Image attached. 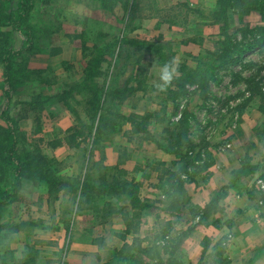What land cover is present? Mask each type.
Masks as SVG:
<instances>
[{
  "label": "rangeland",
  "instance_id": "rangeland-1",
  "mask_svg": "<svg viewBox=\"0 0 264 264\" xmlns=\"http://www.w3.org/2000/svg\"><path fill=\"white\" fill-rule=\"evenodd\" d=\"M3 1L9 2L12 9L17 2L0 0V3ZM114 2L35 0L28 17L33 29L34 46L32 52L23 56L26 60L23 61L24 68L27 71L32 62L31 66L35 69L30 70L34 73H29V79H20L19 85L13 87L8 97L3 93L6 89L2 84L3 78L0 79V158L6 156L4 131L10 125L5 119H9L14 123L21 163H35L40 159L52 161L54 164L43 168L42 174L50 173L55 179L70 182L88 174L89 182L142 184L139 197L147 208L135 221L131 233L123 236L126 226L119 213L125 209L126 212L130 206L121 202V196L114 192L100 190L91 203L78 193H49L46 185L24 181L18 200L0 209V224L28 225L2 230L0 255L7 264H20L18 261H23L27 254L31 258L36 254L38 261L29 258L25 264H31V261L33 264H104L117 258L123 262L127 253L122 251L114 255V250L121 249L124 244L132 246L135 240L128 244L126 238L137 232L142 222L149 220L147 233L142 228L140 234L145 231L144 237L147 234L151 241L159 237V246L164 243L168 246L156 252L163 258H168L174 245H179V234L188 235L177 247L178 251L197 227L213 225L233 230L212 244L203 241L201 247H206L208 253L199 264H223L224 259L229 264H264V253L261 251L263 235L250 241L247 248L240 247L243 242L237 236L245 234L253 226L264 228L260 217L264 216V212L255 206L259 200L248 196L249 192L255 194L254 191H261L259 181L264 184V109H261L260 96L256 94L258 89L264 92V40L249 45L259 30L264 32L263 15L258 12L237 14V10L230 7L224 17L221 15L222 18L215 21V0ZM132 3L137 5L131 7ZM148 5L154 6L152 11L147 10ZM182 5L190 6L185 23L181 20L179 25H170L165 17H155L156 8L167 12ZM6 32H10V28H0V34H3L0 38L9 41L11 48L19 49L25 45L24 38L15 33H10L11 38H8ZM225 36L232 37L231 42L234 41L228 47H237L243 52L238 56L236 51H229L231 59L216 72L213 80L208 81L204 92L187 86L185 93L168 97L169 91L163 79L165 69L171 77L177 75L182 65L194 69V60L206 55V52L217 53L226 49L223 44ZM123 38L164 47L166 54L172 57V66L159 65L150 50L129 44L121 46L115 60L110 56L117 50V44L112 45L113 41ZM108 43L112 44L103 52L105 61L100 65L101 75L97 82L108 87H132L131 96L126 94L128 97L124 101L119 103L116 99L118 105H113L112 110L122 116L159 114L162 108L165 109L163 121L155 123L151 118L147 121L150 137L139 133L126 135L125 132L131 131L128 124L122 125L120 131L108 133L111 129H105L95 134L101 113L98 115L91 107L87 109L81 94L70 96L66 103L53 98L66 84L80 81L84 76L83 70L97 54L96 51ZM55 49L60 51L52 56ZM34 96L49 99L42 106L26 105ZM184 111L189 114L185 136L192 141L193 156L196 157L192 165L184 167L186 173L179 175V180L174 177L181 190L170 199L167 192L172 182L167 180L171 179L170 173L177 171V167L173 169L170 166L177 160L159 149L156 142L164 141L163 138L177 125ZM3 112L5 114L2 115ZM103 116L106 115L102 113ZM74 127L83 130V137L79 139L86 138L85 143L77 150L71 149L63 140L61 147H54L53 144L70 135ZM128 148L133 150L132 154L128 153ZM247 158L262 166L260 178L253 184L255 189H248L249 182L245 184V191L231 192L233 198L218 207L217 212L221 208L225 210L223 216L217 217L220 218L218 226L219 219L216 221L213 217L199 221L200 212L217 194L218 186L228 183L230 172ZM152 166L156 168L155 172L151 171ZM26 170V174L32 175L36 169L28 167ZM146 172H150L148 177H144ZM9 173V166L1 163V187L9 180ZM150 176H162L164 179L152 180ZM104 202L115 203L116 206L120 204L117 207L120 212L103 218V213L97 214L92 206L101 207ZM138 240L141 241L140 238ZM74 244L93 249L81 251Z\"/></svg>",
  "mask_w": 264,
  "mask_h": 264
},
{
  "label": "trees",
  "instance_id": "trees-1",
  "mask_svg": "<svg viewBox=\"0 0 264 264\" xmlns=\"http://www.w3.org/2000/svg\"><path fill=\"white\" fill-rule=\"evenodd\" d=\"M113 1L116 2L117 0ZM34 2L35 0H17L14 9L10 7L9 2L7 1H3L0 3V28H10V32H6L5 36L11 38L12 34L10 33H15V35L18 34L20 37L25 39V45L19 49H15L10 47L9 41L0 38V65L2 68L3 78L2 84L6 87L3 93L7 97L13 90V87L19 85L20 79H29V73H34V71H31L30 69H27L26 71V69L24 68L25 65L23 63V61L25 60L23 56H26L29 52H32L34 46V35L32 34L33 29L28 22V17L31 13V10L33 9ZM110 2H112V0H110ZM135 5L137 4L132 3L131 7ZM230 7L234 10H237V14L258 12L264 17V0H215V8L217 10L213 13L215 21H218L219 18H222L221 15H223L224 17V14ZM153 8V5L147 6L148 11H152ZM189 8V5H182L179 8L174 7L172 10H169L167 12H165L161 8H156L155 17L162 16L167 19L165 21L170 25H179L178 23H180L181 20L184 23L186 22V17L188 15L187 11L190 10ZM261 32L262 31L259 30L258 33L253 36L252 43L249 44L250 46L256 43H261L264 40V32ZM0 35L2 36L3 34L1 33ZM231 39L233 38L225 36L223 44H225L226 49H224L222 52H206V55H202L200 58L194 60V69H190L186 67V65H182L177 70L176 76L171 77L170 80L164 82V86L169 91L168 97L171 95V97L173 98L174 96L177 97L183 92L185 93L187 90L185 88L187 86H194L196 87V89H202V91L204 92L207 89L208 81L213 80L216 76V72L223 69L224 63H227L228 60L231 59V54L229 53V51H236V55L238 56L241 54V52H243V50H238L239 48L237 49V47H228V45H233L232 43H234V41L231 42ZM108 44H105L103 47L96 51L97 54L88 62L87 67L83 70L84 76L80 79V81L66 84L63 90L53 96V98L66 103V99L70 96L81 94V97L83 98L82 101H84V105L87 107V109L91 107L92 110L95 111V113H101L98 124L96 125L94 131L95 134H99L105 129H111L110 131L108 130V133L118 130L120 131L122 125L128 124L131 127V131L125 132L126 135H129V133H139L145 134L146 137H150L151 135L146 127L147 121L150 118L154 119L155 123L163 121L165 109L162 108L160 110L161 113L159 112V114H151L139 117L132 114L129 116H122L120 112L112 110L113 105H118V103H116L117 100L119 101V103H121L126 97L131 96L133 92L132 87L126 85L122 87H108L105 83L99 84L97 82L99 76L101 75L100 65L105 61L103 59V52L106 48L111 46L112 43ZM114 44H117V50L111 52L110 56L115 57V60L120 53L121 46L123 44H129L135 48L150 50L158 60L157 63H159V65L167 68L172 66V57L170 58L166 54L165 49L162 46L160 47L157 45H151L149 43H137L132 40L128 41L124 38L114 40L112 45ZM249 45L248 47H250ZM59 51L60 49L53 50L51 53L52 56L57 55ZM18 59H20V61ZM172 87L175 90H171ZM126 94H128V96H125ZM256 94L260 96L262 105L261 109L263 110L264 92H261V90L258 89L256 90ZM48 99L49 98L34 96L32 97L31 101H28L26 103V105L31 107L42 106L48 102ZM111 100L116 101L115 103H110L109 101ZM4 111L6 112V110ZM5 112H3L2 115L5 114ZM102 113H104L106 116L102 117ZM188 118V112L184 111L177 125L168 132L167 137L163 138L164 141L156 142V145L159 149L165 151L167 154L174 156L177 160L175 162H172V164L170 165L173 169L177 167V171L170 173L169 176H171V179L167 180L168 182H172L170 184V189L167 192L168 198L170 199L176 196L178 190H181V188L178 186L179 182H174V177H176V180H179L181 174L186 173V169L184 167L187 165H192L196 157L193 156L194 146L192 145V141H190L185 136V132L188 129ZM116 120H119L120 122H116ZM5 121L10 125L4 131L6 133V139L4 141L6 156L4 158H0V164L4 163L8 165L10 173L9 180L6 181V184L4 182V179V185L2 187L0 186V209L10 206L18 200V196L24 181H31L34 183L46 185V189L49 193L50 191H65L71 194L78 193L82 198H84L86 202L90 201L91 203L94 202L93 199H96L97 195L99 194L98 191L109 190V193L114 192L118 196H121V202L126 203V205L130 206V209H128L126 212H124L126 209L120 212L117 210V207H119L120 204L118 203L119 205L116 206L115 203L111 202H104L102 203L101 207L95 205L92 206V208L95 210V212H97V214L103 213V218L110 217L109 215H112L114 212H120L119 214H121L122 216L123 225L126 226V229L123 232V236L131 233V229L134 228L135 221L137 222V219L141 218V215L147 208V205H145L144 201H141L139 197V191L142 184H132L129 182L120 184L113 181L111 184L106 185V183L89 182L88 174H84L82 178H78L70 182L68 180L55 179L50 173L42 174V169L50 164H54V162L47 160L42 161V159H40L35 163H21L19 157V148L16 144L17 134L13 129L14 123H12V121H10L9 119H5ZM82 131L83 130H78L75 127L72 128V131L70 130V135H68L64 139L58 140L53 144L54 147H61L63 144V140L67 142V145H69L71 149L73 148L74 150H77L83 143H85L86 138H83L82 140L79 139L80 137H83ZM199 160H201V158H199ZM28 167L31 169H36L33 170L32 175L26 174V169H28ZM155 169L156 168L154 166L151 167V171L155 172ZM157 169L159 170V167H157ZM189 171L191 170L189 169ZM261 171L262 166H260L259 164L252 163L248 158L242 160L239 164V167L230 172L229 182L227 183V185L222 186L214 196V198L211 200V202L204 208L203 211L200 212L199 221L204 222L208 220L215 212H217L219 203L228 196L230 191H239V193L245 191L244 181L249 176L260 173ZM147 175L149 176L150 172H146L144 177H148ZM158 179L162 181V179L164 178L162 176H159ZM254 192L255 194L253 192H249L248 196L252 199L258 198L259 202L261 204H264V190H256ZM90 194H92V198H90ZM110 195L112 194H108L107 196ZM27 225L28 223H23L19 226H4L3 224H0V235L4 228H6L7 230H14L22 226L25 227ZM187 235L188 234L183 233H181V235L179 234L180 240H178L177 244L180 245L181 241L186 239ZM173 236H175V234H173ZM158 239L159 237H156L155 240L150 241L149 248H141L140 241H138V239H135V243H133L132 246L124 244L121 249L114 250L113 252L114 255L122 251L126 252L127 255L125 256L123 262H121L117 258L104 264H180L173 257L179 245H174L173 250L169 254V257L163 258L156 252L161 248L167 249L168 246H166L165 243L162 246H159ZM170 241L172 244L174 243V240L172 238L170 239ZM204 241V243L209 242L207 240ZM205 251L206 247L203 246V254ZM2 257L3 256L0 255V264H7L5 259H3ZM144 257L147 259V262L144 261ZM29 258H31V256H28L27 254L26 258L23 261L21 260L18 262L20 264H25L29 260ZM31 259H37L38 261V257L36 256V254ZM223 261V264H229L227 259H224ZM31 264H33L32 261Z\"/></svg>",
  "mask_w": 264,
  "mask_h": 264
},
{
  "label": "crops",
  "instance_id": "crops-1",
  "mask_svg": "<svg viewBox=\"0 0 264 264\" xmlns=\"http://www.w3.org/2000/svg\"><path fill=\"white\" fill-rule=\"evenodd\" d=\"M31 63L32 62H30V64H29V69H35V68H33L32 66H31ZM35 66V65H34ZM0 79L2 80V74L0 75ZM61 149H64V148H61ZM129 149V148H128ZM131 152V154L133 153V150L131 151L130 149H129V152L128 153H130ZM123 154V153H122ZM170 156V155H169ZM171 157V156H170ZM172 158V157H171ZM212 171V170H211ZM211 174V173H210ZM209 175V174H208ZM260 175H261V172L260 173H257V174H255V175H252V176H249L245 181H246V185L249 183V182H251L250 184H248V189L250 190L251 188L254 190L255 189V186L253 185L254 184V181L256 180V179H259L260 178ZM213 176V175H212ZM150 177H152L151 179L153 180V178L154 179H158V177L157 176H150ZM213 178H214V176H213ZM262 178V177H261ZM211 181L213 180V179H210ZM145 181H147V180H145ZM253 181V182H252ZM224 185H227V183H224V184H221V186H224ZM144 186H146V184L144 183ZM218 186V185H217ZM213 188H216V186L215 185H213ZM218 188L220 189L221 187L220 186H218ZM219 189H217V191L219 190ZM251 189V190H252ZM231 192H233V191H230L229 192V194H228V196L224 199V200H222L220 203H219V207H222V205L224 204V203H227V201H228V199L229 198H233V193L231 194ZM235 194V193H234ZM256 207H259L260 208V210H263V212H264V204H261L260 202L258 203V205L256 204L255 205ZM225 208V207H224ZM238 211H240V210H237V212ZM225 212V210H223L222 208L217 212V213H215V214H213L211 217H213V218H215L216 219V221H217V219H219V221H217V226H218V223L220 222V218H217L219 215L221 216H223V213ZM260 217H261V223H264V216L263 215H260ZM196 219V218H195ZM149 220H145L144 222H142L141 223V226H140V228H139V230H137V232L136 233H132L131 234V237H127L126 239H127V243L128 244H131L132 243V241H134L135 239H138V238H140L141 239V241L140 240H138V241H140V247L141 248H149L150 247V239H149V237L147 236V234H146V236L144 237V233H145V231H144V233L143 234H140V232H141V230H142V228H145L146 229V233H147V231H148V228L147 227H149V225H148V222ZM221 221H223V220H221ZM231 224H232V222H230L229 223V225L231 226ZM263 227H260L259 225H258V227H256V226H253V228H251L248 232H246L245 234H241V235H237V236H240V241L241 242H243V245H241L240 247H245V248H247V247H249L250 245H249V243H250V241L252 242V240H254V239H256L257 237H261V235H263L262 236V238H261V251L264 253V233H263ZM230 230H233V229H230V228H217V227H214L213 225H210V226H199V227H197V230L195 229L194 230V233L186 240V241H184L183 242V244L181 245V247H180V249H179V251L177 250V255H176V257L174 258L177 262H179L180 264H183V263H185V264H187V262L190 264H199V263H202V261H203V256H207V251H205L204 253L205 254H203V248L201 247L202 246V242L206 239V240H208L209 242H211V244H212V242L214 241H217V240H221V238L223 239V237H225V235H229V232H230ZM236 236V237H237ZM235 237V236H234ZM238 238V237H237ZM129 240V241H128ZM142 240H144L145 242H142ZM133 243H135V242H133ZM211 244H209V245H211ZM249 245V246H248ZM73 246H75L76 247V249H81V251H91L93 248L92 247H88V246H83V245H79V244H74ZM208 250V249H207ZM96 253H98V255L100 254V252L99 251H97ZM86 258L84 257V260H85ZM87 260V259H86ZM144 261L145 262H147V259L144 257ZM261 262H263V261H261Z\"/></svg>",
  "mask_w": 264,
  "mask_h": 264
},
{
  "label": "clouds",
  "instance_id": "clouds-1",
  "mask_svg": "<svg viewBox=\"0 0 264 264\" xmlns=\"http://www.w3.org/2000/svg\"><path fill=\"white\" fill-rule=\"evenodd\" d=\"M163 79H164L165 81H168V80L171 79V76H170V74L168 73L167 69H165V72H164V75H163Z\"/></svg>",
  "mask_w": 264,
  "mask_h": 264
},
{
  "label": "built area",
  "instance_id": "built-area-1",
  "mask_svg": "<svg viewBox=\"0 0 264 264\" xmlns=\"http://www.w3.org/2000/svg\"><path fill=\"white\" fill-rule=\"evenodd\" d=\"M258 184L261 186V190L263 191L264 190V184L261 183V181H259Z\"/></svg>",
  "mask_w": 264,
  "mask_h": 264
}]
</instances>
